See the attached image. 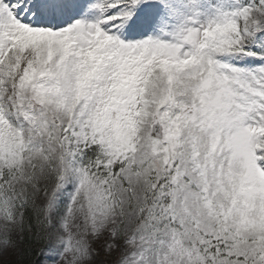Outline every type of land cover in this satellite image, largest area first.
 Returning <instances> with one entry per match:
<instances>
[{"label": "snow or ice", "instance_id": "obj_1", "mask_svg": "<svg viewBox=\"0 0 264 264\" xmlns=\"http://www.w3.org/2000/svg\"><path fill=\"white\" fill-rule=\"evenodd\" d=\"M0 264H264V0H0Z\"/></svg>", "mask_w": 264, "mask_h": 264}]
</instances>
